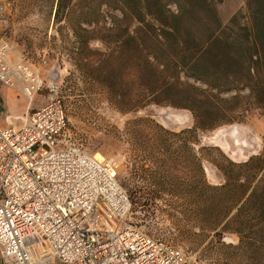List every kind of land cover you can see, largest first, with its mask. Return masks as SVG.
I'll list each match as a JSON object with an SVG mask.
<instances>
[{
	"label": "trees",
	"instance_id": "trees-1",
	"mask_svg": "<svg viewBox=\"0 0 264 264\" xmlns=\"http://www.w3.org/2000/svg\"><path fill=\"white\" fill-rule=\"evenodd\" d=\"M75 1L57 0L54 22L74 21L79 77L98 86L122 115L157 105L188 111L193 119L178 133L132 120L124 129L129 144L142 139L146 158L156 153L153 163L161 167L178 149L185 192L196 196L204 227L237 235L245 254L264 249V153L237 164L220 152L221 160L207 158L218 149L200 148L222 175L218 187L207 184L194 154L198 133L235 122L242 101L264 115V0H243L245 11L226 21L218 10L223 0H97L82 12L73 9ZM92 42L104 51L91 50Z\"/></svg>",
	"mask_w": 264,
	"mask_h": 264
},
{
	"label": "built area",
	"instance_id": "built-area-1",
	"mask_svg": "<svg viewBox=\"0 0 264 264\" xmlns=\"http://www.w3.org/2000/svg\"><path fill=\"white\" fill-rule=\"evenodd\" d=\"M13 2L0 4V20ZM36 62L0 36V88L29 105L22 125L0 126V260L2 264H196L194 256L133 224L116 165L71 142L60 87ZM1 117V112H0Z\"/></svg>",
	"mask_w": 264,
	"mask_h": 264
},
{
	"label": "rangeland",
	"instance_id": "rangeland-1",
	"mask_svg": "<svg viewBox=\"0 0 264 264\" xmlns=\"http://www.w3.org/2000/svg\"><path fill=\"white\" fill-rule=\"evenodd\" d=\"M9 1L13 2V10L6 17L0 36L5 34L11 42L24 46L36 62L45 56L48 67L44 77L60 87L71 142L87 155H99L116 165L118 183L131 202L136 203L131 206L133 224L155 239L194 256L196 264H264V249L245 254L238 248L237 235L222 232L221 228L211 232L204 227L196 196L185 192L186 170L178 149L170 156L166 167H161L153 163L159 158L156 153L152 152L154 158H146L139 145L142 139L137 140L136 145L129 144L124 131L126 123L149 119L178 133L193 126L190 113L157 105L125 115L116 112L107 104L98 86L80 78L76 72L73 54L77 46L70 29L74 21L67 16L54 22L57 0ZM74 5V10L82 12L97 7L99 2L79 0ZM218 10L223 21L237 10L245 11L243 0H223ZM89 48L104 51L99 42L90 43ZM241 96L247 97V92ZM11 98L17 115L25 114L28 101L17 93ZM240 106L237 120L232 124L198 133L194 154L202 159L205 179L210 186H221L224 181L220 172L204 159L200 148L218 149L207 154V158L221 160V153L237 164L264 153V115L248 100L242 101ZM35 107L36 104L31 105L28 111Z\"/></svg>",
	"mask_w": 264,
	"mask_h": 264
},
{
	"label": "crops",
	"instance_id": "crops-1",
	"mask_svg": "<svg viewBox=\"0 0 264 264\" xmlns=\"http://www.w3.org/2000/svg\"><path fill=\"white\" fill-rule=\"evenodd\" d=\"M5 1V0H0V4ZM4 22H2L0 20V29L3 27ZM45 72V71H44ZM15 92L7 89V88H0V112H1V117H0V126L1 127H6V123L4 121V117L7 115H10L12 118L11 124L15 127H20L22 125V121L20 120V118H22L25 114L19 116L17 115L15 109H13V102H12V96H14ZM17 98V97H16ZM39 98V99H38ZM44 101H43V97L42 96H38L35 99V102L32 104H36V107H39L41 105H43ZM30 106L28 104L27 110L26 112L30 109ZM32 108V109H35ZM25 112V113H26Z\"/></svg>",
	"mask_w": 264,
	"mask_h": 264
},
{
	"label": "bare ground",
	"instance_id": "bare-ground-1",
	"mask_svg": "<svg viewBox=\"0 0 264 264\" xmlns=\"http://www.w3.org/2000/svg\"><path fill=\"white\" fill-rule=\"evenodd\" d=\"M95 157H96L97 159L101 160V158H100V156H99V155H96Z\"/></svg>",
	"mask_w": 264,
	"mask_h": 264
}]
</instances>
